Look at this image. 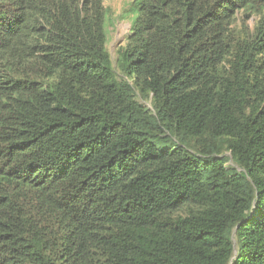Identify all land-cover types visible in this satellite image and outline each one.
Here are the masks:
<instances>
[{
  "label": "trees",
  "instance_id": "obj_1",
  "mask_svg": "<svg viewBox=\"0 0 264 264\" xmlns=\"http://www.w3.org/2000/svg\"><path fill=\"white\" fill-rule=\"evenodd\" d=\"M0 0V264H264V0Z\"/></svg>",
  "mask_w": 264,
  "mask_h": 264
},
{
  "label": "rangeland",
  "instance_id": "obj_2",
  "mask_svg": "<svg viewBox=\"0 0 264 264\" xmlns=\"http://www.w3.org/2000/svg\"><path fill=\"white\" fill-rule=\"evenodd\" d=\"M133 0H105L107 7L108 49L115 60L121 46L127 43L131 32L132 17H126L124 10Z\"/></svg>",
  "mask_w": 264,
  "mask_h": 264
}]
</instances>
